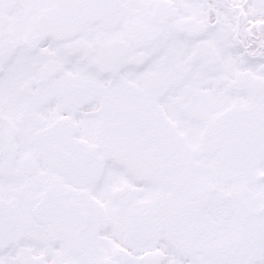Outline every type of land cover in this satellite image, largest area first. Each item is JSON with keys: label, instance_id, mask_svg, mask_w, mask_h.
I'll use <instances>...</instances> for the list:
<instances>
[{"label": "snow or ice", "instance_id": "obj_1", "mask_svg": "<svg viewBox=\"0 0 264 264\" xmlns=\"http://www.w3.org/2000/svg\"><path fill=\"white\" fill-rule=\"evenodd\" d=\"M0 264H264V0H0Z\"/></svg>", "mask_w": 264, "mask_h": 264}]
</instances>
